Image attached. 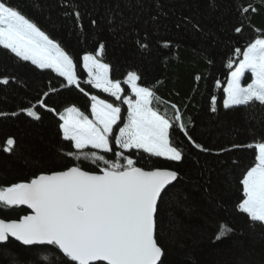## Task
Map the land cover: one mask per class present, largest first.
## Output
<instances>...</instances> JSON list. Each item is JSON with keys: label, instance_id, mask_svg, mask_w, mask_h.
<instances>
[{"label": "trees", "instance_id": "1", "mask_svg": "<svg viewBox=\"0 0 264 264\" xmlns=\"http://www.w3.org/2000/svg\"><path fill=\"white\" fill-rule=\"evenodd\" d=\"M55 39L78 62L80 86L102 99L112 100L83 81L86 73L79 62L85 53H95L105 45L103 62L110 64V76L123 80L129 71L141 76L138 83L153 87L161 101L153 103L172 118L171 104L182 114L188 135L196 143L211 149L201 152L188 141L178 126L171 138L184 158L181 162L162 158L138 159V165L150 169L155 165L178 171V180L164 197L157 212V238L165 250L164 264H264V226L250 222L238 211L242 198L240 180L254 161V150L232 148L264 139V106L223 107V88L231 70L227 67L236 47L243 48L264 30L262 0H9ZM254 5L244 19L242 33L239 7ZM80 13L77 21L75 12ZM96 21L95 25L92 21ZM141 45H147L142 47ZM211 61V63H209ZM196 76H200L199 81ZM0 187L26 182L41 171L62 170L76 163L63 153L70 150L62 139L59 119L41 108L37 101L63 111L76 106L90 115V101L75 86L66 84L51 70H40L30 62L19 61L0 48ZM221 82L220 87L216 81ZM250 81L246 73L244 82ZM47 92L48 96H44ZM212 96L217 97V111L211 110ZM35 105L41 119L27 116L21 109ZM17 115H11L12 113ZM8 138L15 144L5 152ZM227 149V151H221ZM85 170L98 171L90 160L81 164ZM24 207L3 209L0 218L18 219L28 214ZM233 229L216 239L220 226ZM32 249L11 240L5 256L21 258ZM45 264H55L57 253L50 247ZM0 264H7L0 257Z\"/></svg>", "mask_w": 264, "mask_h": 264}, {"label": "snow or ice", "instance_id": "2", "mask_svg": "<svg viewBox=\"0 0 264 264\" xmlns=\"http://www.w3.org/2000/svg\"><path fill=\"white\" fill-rule=\"evenodd\" d=\"M238 10L240 26L234 30L242 33L245 14L257 9L249 4L238 6ZM75 17L80 20L78 11ZM254 31L258 35L251 42L234 49L233 56L238 59L228 61L227 67L233 69L235 64V68L223 88L225 109L257 102L264 106V30ZM0 48L37 69L51 70L66 81L61 87L78 88L90 101L91 115L90 118L76 106L57 112L43 99L37 101L41 108L58 116L62 139L69 142L70 148L63 155L77 162L65 164L62 170L41 171L26 182L0 187V207L7 210L26 205L31 210L18 219L0 218V257L7 264H45L50 258L41 253L50 247L58 254L55 264H164L165 250L158 242L156 218L159 205L179 173L155 164L150 169L137 166L138 159L126 153L135 150L140 158L146 155L181 162L184 153L171 138L176 126L195 149H211L188 135L176 104H171L172 118L153 107L154 101L159 103L161 98L153 87L138 83L141 76L137 72L126 74L123 84L130 92L125 93L121 80L111 78L110 64L103 62V43L94 54L85 53L79 65L87 75L83 82L112 100L85 91L73 56L9 0H0ZM246 73H250V82L243 84ZM200 79L196 76L197 81ZM0 83L8 84L9 79L0 78ZM220 85L217 80L216 86ZM211 103V110L216 112V96H212ZM34 109L35 105L21 111L41 119ZM14 144V139L8 138L3 150L11 152ZM232 148L254 150V161L240 180L243 194L237 209L250 222L264 226V139L233 144ZM88 160L98 171L81 166ZM232 231L222 224L216 239ZM11 240L32 249L31 254L24 258L19 254L5 256Z\"/></svg>", "mask_w": 264, "mask_h": 264}, {"label": "rangeland", "instance_id": "3", "mask_svg": "<svg viewBox=\"0 0 264 264\" xmlns=\"http://www.w3.org/2000/svg\"><path fill=\"white\" fill-rule=\"evenodd\" d=\"M245 78V77H244ZM244 78H242V83L243 84H247L248 82H250V81H248V82H244ZM122 86V85H121ZM98 90V89H97ZM98 91H100V90H98ZM126 107V106H125ZM91 118V117H90Z\"/></svg>", "mask_w": 264, "mask_h": 264}, {"label": "water", "instance_id": "4", "mask_svg": "<svg viewBox=\"0 0 264 264\" xmlns=\"http://www.w3.org/2000/svg\"><path fill=\"white\" fill-rule=\"evenodd\" d=\"M173 183H174V182H173ZM20 207H24V208H26L27 210L31 211L30 209L27 208L26 205H22V206H20Z\"/></svg>", "mask_w": 264, "mask_h": 264}, {"label": "flooded vegetation", "instance_id": "5", "mask_svg": "<svg viewBox=\"0 0 264 264\" xmlns=\"http://www.w3.org/2000/svg\"><path fill=\"white\" fill-rule=\"evenodd\" d=\"M14 208H16V207H14Z\"/></svg>", "mask_w": 264, "mask_h": 264}]
</instances>
